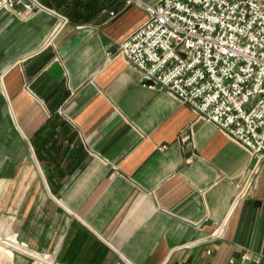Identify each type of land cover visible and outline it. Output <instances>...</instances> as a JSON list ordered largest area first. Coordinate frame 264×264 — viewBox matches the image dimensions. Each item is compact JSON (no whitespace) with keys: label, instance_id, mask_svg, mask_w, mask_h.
Listing matches in <instances>:
<instances>
[{"label":"crops","instance_id":"obj_1","mask_svg":"<svg viewBox=\"0 0 264 264\" xmlns=\"http://www.w3.org/2000/svg\"><path fill=\"white\" fill-rule=\"evenodd\" d=\"M43 2L69 19L48 44L60 17L0 11V235L58 264H264V157L108 59L148 12Z\"/></svg>","mask_w":264,"mask_h":264},{"label":"built area","instance_id":"obj_2","mask_svg":"<svg viewBox=\"0 0 264 264\" xmlns=\"http://www.w3.org/2000/svg\"><path fill=\"white\" fill-rule=\"evenodd\" d=\"M125 3L143 7L148 18L108 59L122 58L139 69L144 87L168 92L190 106L196 120L213 123L251 155L263 158L264 0ZM2 10L22 19L41 11L60 17L45 44L69 22L43 0H0ZM261 261L246 251L239 264Z\"/></svg>","mask_w":264,"mask_h":264},{"label":"rangeland","instance_id":"obj_3","mask_svg":"<svg viewBox=\"0 0 264 264\" xmlns=\"http://www.w3.org/2000/svg\"><path fill=\"white\" fill-rule=\"evenodd\" d=\"M0 264H58L51 254L31 249L16 234L0 235Z\"/></svg>","mask_w":264,"mask_h":264}]
</instances>
